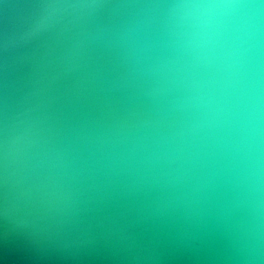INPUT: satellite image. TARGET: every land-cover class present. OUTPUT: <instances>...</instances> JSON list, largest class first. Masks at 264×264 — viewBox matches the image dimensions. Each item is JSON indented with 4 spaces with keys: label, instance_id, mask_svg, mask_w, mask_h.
Returning <instances> with one entry per match:
<instances>
[{
    "label": "water",
    "instance_id": "water-1",
    "mask_svg": "<svg viewBox=\"0 0 264 264\" xmlns=\"http://www.w3.org/2000/svg\"><path fill=\"white\" fill-rule=\"evenodd\" d=\"M0 264H264V0H0Z\"/></svg>",
    "mask_w": 264,
    "mask_h": 264
}]
</instances>
